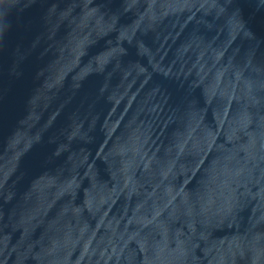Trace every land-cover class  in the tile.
Masks as SVG:
<instances>
[{
    "label": "water",
    "instance_id": "1",
    "mask_svg": "<svg viewBox=\"0 0 264 264\" xmlns=\"http://www.w3.org/2000/svg\"><path fill=\"white\" fill-rule=\"evenodd\" d=\"M0 264H264V0H0Z\"/></svg>",
    "mask_w": 264,
    "mask_h": 264
}]
</instances>
